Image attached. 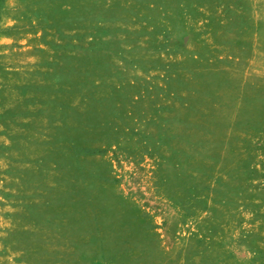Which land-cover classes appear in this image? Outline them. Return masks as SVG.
<instances>
[{"label":"rangeland","instance_id":"rangeland-1","mask_svg":"<svg viewBox=\"0 0 264 264\" xmlns=\"http://www.w3.org/2000/svg\"><path fill=\"white\" fill-rule=\"evenodd\" d=\"M0 264H264V0H4Z\"/></svg>","mask_w":264,"mask_h":264},{"label":"trees","instance_id":"trees-1","mask_svg":"<svg viewBox=\"0 0 264 264\" xmlns=\"http://www.w3.org/2000/svg\"><path fill=\"white\" fill-rule=\"evenodd\" d=\"M3 3H4V0H0V9Z\"/></svg>","mask_w":264,"mask_h":264}]
</instances>
